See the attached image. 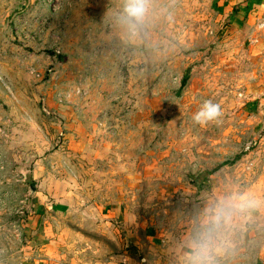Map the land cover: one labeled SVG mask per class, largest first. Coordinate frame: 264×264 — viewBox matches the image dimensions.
<instances>
[{"label":"rangeland","instance_id":"374dc122","mask_svg":"<svg viewBox=\"0 0 264 264\" xmlns=\"http://www.w3.org/2000/svg\"><path fill=\"white\" fill-rule=\"evenodd\" d=\"M126 2L0 0V264H190L241 202L214 264H264L253 37L221 0H151L132 35Z\"/></svg>","mask_w":264,"mask_h":264},{"label":"clouds","instance_id":"9594fccd","mask_svg":"<svg viewBox=\"0 0 264 264\" xmlns=\"http://www.w3.org/2000/svg\"><path fill=\"white\" fill-rule=\"evenodd\" d=\"M150 3L151 0H127L120 22L130 34H138L145 26L150 15ZM221 116V105L212 100H205L192 116V120L196 124H207L219 120ZM245 206L241 202L220 205L212 210L209 223L191 244L190 264H214V253L219 247L218 234L230 224L233 211L243 210Z\"/></svg>","mask_w":264,"mask_h":264},{"label":"crops","instance_id":"0c3cea01","mask_svg":"<svg viewBox=\"0 0 264 264\" xmlns=\"http://www.w3.org/2000/svg\"><path fill=\"white\" fill-rule=\"evenodd\" d=\"M232 12L230 24L237 30L249 31L250 45L258 57L264 78V0H221ZM247 43V42H246ZM255 43V44H252ZM264 87V86H263Z\"/></svg>","mask_w":264,"mask_h":264},{"label":"water","instance_id":"95a60500","mask_svg":"<svg viewBox=\"0 0 264 264\" xmlns=\"http://www.w3.org/2000/svg\"><path fill=\"white\" fill-rule=\"evenodd\" d=\"M31 190H33V189L31 188Z\"/></svg>","mask_w":264,"mask_h":264}]
</instances>
